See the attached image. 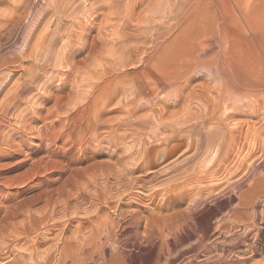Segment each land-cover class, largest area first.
<instances>
[{"label":"rangeland","instance_id":"obj_1","mask_svg":"<svg viewBox=\"0 0 264 264\" xmlns=\"http://www.w3.org/2000/svg\"><path fill=\"white\" fill-rule=\"evenodd\" d=\"M133 1L140 3V6L137 5L135 10L134 7L132 8ZM257 1L259 0H164L160 2L151 0L154 9H165L171 4L176 5L173 7L176 13L173 11L171 15L175 18L171 16L164 19L156 18L158 28H162L165 22L166 25L174 27L168 38L169 55L172 54L170 57L186 55L192 50L196 38L203 36L205 28L209 24L211 14L208 16L209 13H205L208 11L213 15L221 9L218 13L221 16V21L227 22L224 28L228 29L227 25H231V29L228 30L233 35L236 32L235 36L241 38L245 31L238 24L240 12L236 13V4L240 7L237 11H240L241 8L253 6ZM129 2L126 0L124 5L122 4L124 6V8H120L122 14L110 18L103 26L99 23L101 18L94 19L95 14L103 13L108 9L91 14V5L87 3L76 6V9L79 10L76 13L77 17L67 16L66 18L58 12L60 7L58 0H0V264H57L56 262L60 259L62 260L59 262L63 264H102L103 262H105L103 264H154L156 252L158 253L161 249L167 250V248H171V256H175L172 264H183L193 258L194 253L189 249L196 243L197 237L191 236L189 229H179V232L174 231L165 238L151 239L153 243L150 239L142 237L146 224L144 217L151 214L171 213V210L174 209L187 211L190 207L193 212H197L199 224L201 222V225H207L208 219L214 221L213 224H215L222 217H226L238 201V192L233 188H227V190L218 188L211 193L212 196L208 195L206 187L214 185L213 181L222 179V177H216L214 180L213 176H208L206 181H200L198 184L196 182L188 183L184 188L187 189L188 194H191L185 201H177L178 205L166 201V198L173 194L168 191L169 188L177 192L180 190L179 187L174 186L176 181L182 183L192 177L196 178L199 174L198 171L209 168L207 164L200 169L189 164V167L185 166L187 169L182 175H175L169 170L163 171L174 159L182 157L184 145L177 152L175 151L168 160L162 161L159 158L152 163V167L144 165L142 171L128 173L125 177L126 183H123L122 186L118 184L122 173H127L126 171L131 167L129 164L133 162L132 158L128 159L127 157L126 150L128 148L136 149L140 145L139 141H144L141 144L146 145L144 146L146 148L171 146L176 143H164L163 139H165L166 133L158 136L156 128H154L157 130L155 133L154 129H148V133L146 131L148 136L146 133L138 135L137 128L128 125L129 120L126 118L125 111L129 107H127L126 96L121 92L119 94V91L115 92L116 89L120 90L122 87L120 83L123 80L125 82L129 75L131 76L142 67V63L120 67L117 64L126 59L125 57L128 60L134 58L137 60L139 56L137 57L135 53L126 55L116 53L118 44H103V40L105 42V39L110 38L106 25L121 27V25L128 24V29L137 32L138 29L135 28L138 25L136 22L130 21L128 11L134 10V14L137 15L144 14L151 2L149 0H130ZM147 2L148 4H146ZM162 2L164 4H160ZM176 2L179 3L176 4ZM214 3L218 5H214ZM97 4L106 3L98 2ZM97 4L92 7L98 6ZM184 4L193 7L191 16L182 20L179 13L180 9L186 6ZM212 4L218 9L216 7L214 9ZM230 4H233V7ZM211 7L213 12L210 11ZM234 7L236 9L233 10ZM228 15L231 20H228ZM136 17L134 16V18ZM204 17H207V23ZM169 19H171V23ZM240 28L243 30V34L239 33V31L241 32ZM232 30L235 31L232 32ZM87 33L90 35L87 36ZM70 34L71 37L74 34L72 40ZM155 35L157 36V33ZM44 36H46V40L43 38ZM224 43L226 45L224 41L219 48H214L212 52L215 51L218 55H223L222 51H226L223 47ZM25 44L27 45L24 46ZM132 44L134 46L136 43ZM151 48H153L152 45ZM151 48L149 45V51ZM216 49L218 50L216 51ZM177 51L180 53L178 54ZM212 52H209V56L214 54ZM68 53L72 54L75 60L67 63L65 56ZM169 67L171 69L173 65H169ZM171 71L173 70L171 69ZM210 72L209 67L203 64L182 79L181 84L184 85L183 88L185 87L182 93V97L184 96L182 103L179 102L174 106L173 102L169 101L173 106L168 104V111L175 110L174 112H176L177 109L181 111L186 104H189L192 113L201 114L200 104L202 101L199 102L198 98L204 95L210 97L211 91L207 90V86L211 87L216 83ZM120 75L121 77L122 75L127 76L120 80ZM116 81L118 83L115 84ZM192 94L196 95L191 98ZM172 95L169 94V97H173ZM154 107L157 109V106ZM172 107L174 108L171 109ZM148 110L147 108L142 109L136 112V115L146 117L150 112ZM221 112L223 115L224 109ZM168 115L169 112L166 117ZM242 115L239 117V119L242 118V121L245 118L251 122L256 120L251 116L247 117L246 113ZM166 120L170 119L166 118ZM157 128L164 131V127L161 125H158ZM134 132L135 134H133ZM150 134L151 138H149ZM247 146V149L252 147L249 144ZM235 149L230 154L227 163L229 167L230 165L234 166L242 158L240 156H243V153L240 154L239 147ZM247 149L243 152L245 153ZM126 159L128 162H125ZM263 168L264 162L259 164L253 178L255 176L257 178L261 173L264 174ZM130 181L132 182L130 183ZM244 185V187L250 186L248 182H245ZM200 189L205 192H201L199 196L197 193L201 191ZM197 196L200 199L193 203L192 199ZM208 196L209 198H207ZM171 204L173 208H171ZM119 207L123 213L125 210L130 215L126 216L125 213L126 217L124 214L123 217L120 214L118 216L117 209ZM253 207L249 211H257L259 215L257 223L259 227H262L263 232L258 236L252 235L250 243L260 246V243L264 244L263 195L259 196ZM190 208L189 210H191ZM137 209H140L141 216H144L138 220L131 218L132 210ZM105 215L114 222V231L116 230L115 233L117 232L118 234H116L124 239V243L118 245L107 242L101 251L96 250V252L90 249V251L82 253L79 249V253L82 255L77 253V249H74L70 251V254L73 252L79 254L77 258H67V261L66 259L63 261L62 243L64 244L63 241L69 239L72 241L75 227L83 223V232H85L87 231L85 226L89 225L88 227H90L91 224L88 220L90 216L95 219L98 216L105 217ZM63 228L64 230H62ZM237 228L234 234L240 235L242 228L239 226ZM210 231L212 232L213 229ZM121 233L122 235H120ZM59 234L62 236L60 237ZM126 235L131 236L128 239ZM135 237L140 239H135ZM161 238L163 242H161ZM210 240L208 244L214 247L215 244L218 245L220 239L214 240L212 237ZM135 241L138 243L135 244ZM216 241L218 242L216 243ZM159 242L160 244H158ZM47 251L50 254L53 253L50 255L46 253ZM259 251L255 260L264 258V249ZM205 254L204 250H199L198 257H194L195 264H205L204 261L207 257ZM99 255L102 256L101 259ZM103 259L105 260L103 261ZM163 262L162 264H164Z\"/></svg>","mask_w":264,"mask_h":264},{"label":"bare ground","instance_id":"obj_2","mask_svg":"<svg viewBox=\"0 0 264 264\" xmlns=\"http://www.w3.org/2000/svg\"><path fill=\"white\" fill-rule=\"evenodd\" d=\"M58 1L60 6L58 8V12L63 14L66 18L67 16L75 17L76 15H78L76 14L78 10L76 9V6L79 4H86V3L90 4L92 11L91 14L97 13L98 11L101 10L108 9V11L105 10L103 11V13L101 12L97 15L95 14V18H94L97 20L101 18L99 20V23L100 25L103 24L104 26L105 23H107V21L110 20V18L122 14L121 13L122 9L120 8H124L123 5L126 0H69V1L58 0ZM127 1L129 2L130 0ZM149 1L151 2V0ZM155 1L160 2L164 0H154V2ZM98 2L106 3V4L98 5L97 4ZM129 3L131 4L132 2ZM177 3L179 2H176V4ZM96 4L98 6L92 7ZM139 4L140 3H137V1H133L132 8L134 7L135 10V7ZM146 4H148V2ZM160 4H164V3L162 2ZM215 4L217 3H214V5ZM230 5L232 6L233 4ZM174 6L176 5L171 4L169 7H165V9L164 8L154 9L151 2L150 5H148V8L146 9V12L144 14L137 15L136 13L134 14L133 12L134 10L128 11L130 15L129 17L131 18L130 21L136 22L138 25V26L135 25L137 26V28L135 29H138L137 32H135V30L133 31V29H128L129 28L127 26L128 24L121 25V27L110 24H109L110 27L107 25L105 26L107 28V31H109L108 36H110V38L105 39V42L103 40L104 45L105 44L109 45L112 43L118 44L115 50L116 53L122 55H126L128 53L129 54L135 53L137 57L139 56L137 60H134L135 58L132 60L130 59V57H129L130 60H128V58L125 57L126 59L122 60L120 64L117 65H119L120 67H125L129 64L133 65L137 63H142L141 64L142 67L138 71L132 73L131 76L129 75L128 79H126L125 82L123 80V82L120 83V85L122 86L121 88L119 86L120 90L116 89L117 90L116 91L114 89L115 92L118 93L119 91V94L121 92L127 98V107L129 108L128 110L125 111V113H126V118L129 120V123L127 121L128 125H132L133 127H136L138 130L137 134L140 136L141 133L142 134L144 133L143 135H145L148 129L156 128L158 131L154 129L153 132L155 133L157 131L156 133L158 136L160 134L166 133L165 139H163L164 143L170 144L171 142H176L171 146L168 145L158 148H152L151 146V148H146L144 147L146 145L143 146V144H141L144 141L140 142L139 139L138 140L139 142L138 141L137 142L138 144L140 143V145L136 149L128 148L126 150L128 152L127 155L128 159L132 158L131 160L133 162L131 163L129 162L130 164L128 163L129 166L131 167L129 168L128 171H126L127 173H122V176H120L121 178L119 177L120 180L118 184L122 186L123 183H126L125 177L126 175H128V173L133 174L142 171L144 169V165L148 167L150 166L152 167V163H154L155 160L159 158H160L159 160L162 161L168 160L170 157H172V154H174L175 151L177 152V150L180 149L182 145H184L185 149L182 148L184 151L181 153L182 157L176 160L174 159V161L170 163V165H168L166 168H164L163 171L166 172L169 170L172 171V173L174 172L175 175L176 174L182 175L186 172L187 168H185V166L188 165L187 167H189V164L194 165V167L196 166V169L202 168L203 166H205V164H207L209 168H205L198 171L197 173L199 174L198 176H196V178L192 177L191 179L184 180L182 183L176 181L174 186L179 187L180 190L177 192L169 188L168 191H171L173 194L169 195L166 198L167 199L166 201H171L174 203H176L179 200L181 202L185 201V199L189 197L188 195H190L191 193L189 192L190 194H188L187 189H185L184 187L188 183L191 184L193 182H196L198 184L200 181H204L208 176L215 177L214 180H216V177L217 178L222 177V179L216 180V182L219 183L213 181L212 183H215L214 185L212 184L209 187H206V190L208 191V195H211V193L217 190L218 188H221L223 190L224 189L227 190V188L229 189L233 188L236 189L238 192V197H237L238 201L235 207L232 210H230L228 215L226 217H222V218L220 217L221 218L220 220L217 219L218 221L215 224H213L214 221H211L210 219L207 220V225H201V222L199 224L197 212H193V209L190 207L189 208L192 211L189 210V208L187 211H185L184 209H174L171 210L172 211L171 213H167V214L159 213V214H151L145 217L143 216L146 219V224H145L144 236L142 237L144 239L159 240L160 237L165 238L168 235L172 234L174 231H178L179 229H189L191 231V236H196L197 241L195 239L196 243L194 244L192 243L193 245H191L189 249L190 252L194 253L193 258L189 259L183 264H195L194 257L195 258L198 257L197 255L199 250H204V252L206 253L205 254L207 256L206 259L204 257L205 264H264V258L260 260H255L256 256L260 252L259 250L264 249V244L261 245L260 243V246H257L256 244L250 243V238L252 235L258 236L261 232H263V230L261 229L262 227H259V224L257 223L259 215L257 214L256 210L255 212L249 211L250 209H252L259 196L260 195L264 196V174L261 173L260 175L257 176V178H255L256 176L253 178V174L259 168V164L264 162V0L257 1L253 6L249 5L250 6L249 8H245V7H244L245 9L241 8L240 11H237V9L239 10L240 8L238 4H236L237 9L235 7L233 8V10L236 9L235 10L236 13L240 12L238 24L245 31V34L243 36L239 34L241 38H238L237 35L235 36L236 32H234L233 35L228 30L231 25H227L229 26L228 29L227 27L224 28L227 22L223 23V21H221L222 20L221 16L218 14L221 9H219L218 13H215L213 15L209 11L208 12L204 11L205 13H209L208 16L211 14L210 16L212 17L210 18L209 16L210 19V20L208 19L209 24L206 26L203 36H198L196 38L195 46L192 44L194 47L192 46L193 47L192 50H190V52L188 53L186 52L187 53L186 55H176L174 57H170L172 56V54L170 53L171 55H169L168 38L170 36V32L174 29V27L172 28L170 25H166L165 22V24L162 25V28H158V26L156 25L157 24L156 18L159 19L170 18V16L174 11L173 8ZM186 6L180 9L179 16L180 18L182 17V20L186 19L191 14V10L193 7V6H187V7ZM212 7H214L213 4ZM212 7L210 8V11H212ZM215 7L217 8V6ZM229 12L230 11H228V13ZM217 14L220 16V18ZM133 15L135 17L137 15V17L134 18ZM229 16L230 15H228L227 17L229 18ZM207 17H204V19H206V23H207ZM224 17L222 16V18ZM173 18L171 19L174 20ZM180 18H178V20ZM171 19H169V22ZM228 20L231 19L229 18ZM160 23L163 22L160 21ZM159 29H161L160 33L158 32ZM240 30L241 32L239 31V33H242L243 30L241 28ZM233 31L235 30H232V32ZM155 33H157V36L155 35ZM71 34L69 36L72 40L74 34L72 35V37ZM88 35L90 34L87 33V36ZM47 37L50 36L47 35ZM43 38L45 40L47 39L46 36H44ZM224 41L226 42L227 46L224 43L225 46L223 47L226 49V51L224 52L222 51L223 55L222 54L218 55L217 52L215 51L212 52L214 48H219ZM133 42L136 43L134 46L132 44ZM26 45L27 44H25L24 46ZM149 45L150 48L151 45L153 47L151 48V51H149L148 49ZM217 50L218 49H216V51ZM210 51L214 53L211 56H209ZM219 52H221L220 49ZM177 53L179 54L180 52L177 51ZM178 56L180 57L176 60ZM65 59L66 62L68 63L69 61L75 60V57L72 54L69 55L68 53L66 54ZM203 64L207 65L211 70L210 72L211 77L213 78V81L215 80L214 82L216 83H214V85L215 84L216 85L215 86L213 85L211 87L207 86V90L211 91L210 97L204 95L203 97L198 98L199 102L202 101V104H200L202 113L201 114L192 113L189 109V104L186 103H183L186 105L183 107L181 111L180 110L178 111V109L176 110V112H174L175 110L168 111V104L173 102L172 104L175 106L179 102H181L184 97V96L182 97V93L185 87L183 88L184 85L181 84L182 82L181 80L184 79L187 75H189L193 70L197 69ZM169 65H173V67H171L173 71H171ZM127 75L124 76L122 75V77H125ZM119 77H121V75ZM122 77L120 78V80H122ZM116 83L118 82L116 81L115 84ZM161 94L163 95L162 97ZM169 94L170 95L173 94L172 95L173 97L170 98ZM193 95L196 94H192V96L191 95L189 96L193 98ZM154 106H157V109H155ZM145 108L149 109L148 111L151 112V114L150 112L147 114L148 116L150 114L149 117L146 116L147 117L146 118L145 116L142 117V115L141 116L136 115V112ZM173 108L174 107H172L171 109ZM223 109L224 112L222 115L221 111ZM167 111L169 112V115L166 117L168 113ZM243 113H246V115L248 114L247 117L250 118L251 116L253 117L252 119H256V120H253L254 122H251L249 121L248 118H247L248 120H245L246 119L245 118L242 121L241 120L242 118L239 119V117ZM133 116L134 119H132ZM166 118L170 120L167 121ZM158 125L159 126L161 125V127L163 126L164 131L159 130L157 128ZM133 134H135V132ZM149 138H151V134L149 135ZM247 144H249L252 147L247 149L246 148ZM237 147L240 148L241 153L240 151L239 153L240 154L243 153V156H240L242 158L238 162H236L234 166L231 167L230 165L229 167L227 163L229 162L230 154L231 152L236 150L235 148ZM245 149H247V151L244 153L243 151H245ZM155 156L158 157L156 158ZM125 162H128L127 159L125 160ZM189 169L191 170V168H188V170ZM120 174L121 173L119 172V175ZM131 182L132 181H130V183ZM245 182H248L250 186L244 187ZM257 190L258 192H256ZM203 191L205 192V190L202 189L197 194L200 196L201 192ZM207 198H209V196ZM197 199L200 198L198 196L194 197L192 199V202L194 203L195 201H197ZM176 204L178 205L179 203ZM116 205L115 207L117 208ZM171 208H173L172 204H171ZM117 210L119 212L118 216L119 214L121 217H123L122 216L123 214L124 217L128 215L127 214L128 212L126 213V211L124 210V212L126 213L125 216V213H123V210H121L120 207ZM141 213L142 211L140 209L132 210L131 218H136L137 220L143 218L141 216ZM213 213L215 212L213 211ZM208 216L209 215H207V217ZM89 218L90 219L88 220L89 223L91 224L90 227H88L89 225L85 226V228H87V231L83 232V227H84L82 225L83 223L75 227L76 229L73 231V235H72L73 242L68 237L67 239H69L70 241L66 240V238H63L64 240H66L63 241L64 244L62 243V249H61V255L63 257V261H65L64 259H66L67 261V258L76 259L79 254L82 255V253H85V251L87 250L90 251V249H92L93 252L94 251L96 252V250L101 251L104 244L107 242H110V244L111 242H113L114 244H118V245L124 243V239L121 236H118L117 232H116L117 234L115 233L116 230L114 231L115 228L114 222L110 221L106 215L105 217L98 216L95 219H92L91 216ZM200 220L203 221L204 219L203 220L200 219ZM238 226L242 228V233H240V235L239 234L235 235L234 231ZM211 229H213L212 232L210 231ZM62 230H64V228ZM120 235H122V233ZM212 237L214 238V240L220 239L219 243H217L218 241H216L218 245L215 244L214 247L208 244L211 241L210 239ZM135 239L138 238L135 237ZM161 242H163V239L161 240ZM113 243L112 245L116 247V245H114ZM136 243L138 242L135 241V244ZM158 244H160V242ZM171 245L174 246L175 244H171ZM161 247L163 248L162 244ZM74 249H77V253H79V249H81L80 252L82 253H79L77 255V253L73 252L72 254H70L71 253L70 251ZM48 251L46 253H49ZM54 251L56 250L54 249ZM171 251H172L171 248H167V250L161 249L158 253L156 252V257L154 258L153 263L162 264L164 260L163 262L164 264H172L175 256L174 257L171 256L172 255ZM99 258L101 259L102 256L99 255ZM104 260L105 259H103V261ZM58 262L56 263L59 264L60 262L59 263ZM80 263L82 262L80 261Z\"/></svg>","mask_w":264,"mask_h":264}]
</instances>
